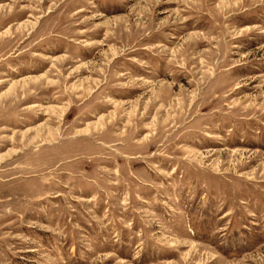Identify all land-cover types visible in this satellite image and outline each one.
I'll return each instance as SVG.
<instances>
[{
    "label": "rangeland",
    "instance_id": "obj_1",
    "mask_svg": "<svg viewBox=\"0 0 264 264\" xmlns=\"http://www.w3.org/2000/svg\"><path fill=\"white\" fill-rule=\"evenodd\" d=\"M0 264H264V0H0Z\"/></svg>",
    "mask_w": 264,
    "mask_h": 264
}]
</instances>
